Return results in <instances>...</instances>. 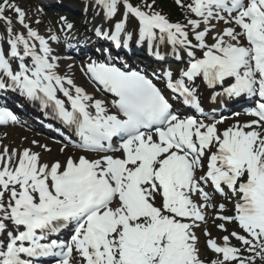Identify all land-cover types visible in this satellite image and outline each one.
Segmentation results:
<instances>
[{
  "label": "snow or ice",
  "instance_id": "6c2138e0",
  "mask_svg": "<svg viewBox=\"0 0 264 264\" xmlns=\"http://www.w3.org/2000/svg\"><path fill=\"white\" fill-rule=\"evenodd\" d=\"M175 2L186 23L170 22L155 10V0H95L102 20L112 22L108 29L94 28L98 39L130 48L133 34L126 26L135 18L137 47L146 44L164 61L159 49L170 45L171 56L185 64L178 76L154 70L171 93L166 96L147 75L89 59L81 71L116 97L110 111L61 71L50 43L60 38L46 39L18 4L0 0L9 46L0 47V90L51 109L79 137L76 146L98 156L48 164L28 149L0 152V264H32L22 257L48 256L58 257L56 264H204L194 229L206 225L205 210L216 207L206 185L221 194L226 187L238 198L236 215L217 219L238 223L246 234L232 232L219 243L205 227L206 246L217 257L211 264H256L257 258L264 264V0ZM6 11L15 13L22 31H14ZM220 22L225 26L218 29ZM200 84L223 89L213 100L258 97L245 113L254 119L219 131L222 121L204 115ZM173 97L204 118L181 117ZM10 122L17 116L0 106V125ZM205 157L207 171L197 176ZM218 227L227 231L224 223ZM68 229L67 242H44ZM230 237L251 255L243 256Z\"/></svg>",
  "mask_w": 264,
  "mask_h": 264
},
{
  "label": "bare ground",
  "instance_id": "6f19581e",
  "mask_svg": "<svg viewBox=\"0 0 264 264\" xmlns=\"http://www.w3.org/2000/svg\"><path fill=\"white\" fill-rule=\"evenodd\" d=\"M69 65H71V67H69ZM73 66H74V65L71 64V63H67V64H65V65H64V70H63V72H64V73H69V72H71V71L73 70ZM9 131H10L9 133H10L11 136H12V135H13V136L16 135L15 132H16L17 130H9ZM49 133H51V134H56V133H55V130H52V132H49ZM52 153H54V154H55V153H58V150L55 148L54 150H52ZM54 157H55V156H54ZM43 158H45V157H44V154L40 155V160L43 159Z\"/></svg>",
  "mask_w": 264,
  "mask_h": 264
},
{
  "label": "rangeland",
  "instance_id": "374dc122",
  "mask_svg": "<svg viewBox=\"0 0 264 264\" xmlns=\"http://www.w3.org/2000/svg\"><path fill=\"white\" fill-rule=\"evenodd\" d=\"M25 1L26 0H12L13 3L20 4L21 6H25ZM34 11L33 8H31V13ZM35 13V11H34ZM238 247V246H237Z\"/></svg>",
  "mask_w": 264,
  "mask_h": 264
},
{
  "label": "trees",
  "instance_id": "16d2710c",
  "mask_svg": "<svg viewBox=\"0 0 264 264\" xmlns=\"http://www.w3.org/2000/svg\"><path fill=\"white\" fill-rule=\"evenodd\" d=\"M163 7L164 8L170 7V3L168 2V0H163Z\"/></svg>",
  "mask_w": 264,
  "mask_h": 264
}]
</instances>
